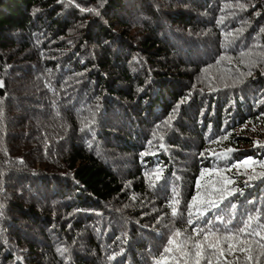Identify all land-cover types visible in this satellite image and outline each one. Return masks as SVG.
Here are the masks:
<instances>
[{"label":"trees","instance_id":"trees-1","mask_svg":"<svg viewBox=\"0 0 264 264\" xmlns=\"http://www.w3.org/2000/svg\"><path fill=\"white\" fill-rule=\"evenodd\" d=\"M262 30L264 0H0V264H154L225 178L229 227L264 215Z\"/></svg>","mask_w":264,"mask_h":264},{"label":"snow or ice","instance_id":"snow-or-ice-1","mask_svg":"<svg viewBox=\"0 0 264 264\" xmlns=\"http://www.w3.org/2000/svg\"><path fill=\"white\" fill-rule=\"evenodd\" d=\"M232 6L231 4L225 5L226 8ZM236 7L243 9L244 5L238 3ZM89 11L95 10L89 9ZM224 19V17H221L217 23L223 24ZM242 32L243 29H238L235 35L232 32L225 33V43L223 46L226 49L231 47ZM252 55L253 52L251 49L247 52L241 51L239 53L241 57L240 63H244L243 57L247 56L251 63L255 65L256 61L251 60ZM225 59L231 61L232 58L222 55L216 60V64H220L221 61ZM211 67L212 65H209L204 71L208 72ZM247 75H251V71H249ZM225 87H228V85H225ZM0 115H2V112H0ZM85 127H88V125H85ZM223 139H227V137H223ZM161 147H163V145H161ZM234 151L236 150L228 148L224 153L213 154L227 157L229 153ZM243 163L248 164L249 161L245 160ZM261 166L264 167V164ZM159 171L161 170H157V172ZM203 175L204 173L202 172L201 176ZM159 179L160 176L156 175L155 180ZM251 179L252 177H249V180ZM229 183L234 182L225 178L224 185L214 190V192L219 193L218 197H214L213 192L206 193L205 198L202 200H198V196L192 197V201L186 204L188 213L187 224L189 226H195L192 227L191 233H189L187 229L181 230L177 228L171 230L167 243L163 251L159 254V258L154 260V264H165L166 259H171L173 264H213V260H215V264H238L240 259V255L238 254L243 255L244 259L249 262V264H251L253 260H255L256 264H259L260 256H264V234H262L264 233V223H260L264 215H249L246 220L241 221L242 227H229L235 219L231 214V210L237 207L236 204L231 203L229 198L234 197L238 192L241 195L243 194L242 190L238 188L233 187L229 189L226 187ZM152 186H155V181H153ZM199 188L200 184L197 182V189ZM179 197V191L173 189V196L167 205L171 209L170 215L172 217L181 215L179 212ZM226 201L228 203H225ZM222 205L223 208L221 207ZM212 210H217L215 220L224 224L223 229L215 227L214 221L208 219V215ZM225 214L230 217L228 220H225ZM193 215L196 216V220L192 219ZM201 220L204 226L198 223V221ZM254 222L256 223L255 228H253ZM257 237L259 239H257ZM253 245H256L259 249V253L255 257L253 256V252L256 251V249H254ZM229 256L233 257V259L229 260L227 258Z\"/></svg>","mask_w":264,"mask_h":264},{"label":"rangeland","instance_id":"rangeland-1","mask_svg":"<svg viewBox=\"0 0 264 264\" xmlns=\"http://www.w3.org/2000/svg\"><path fill=\"white\" fill-rule=\"evenodd\" d=\"M221 156H217L215 160H218Z\"/></svg>","mask_w":264,"mask_h":264}]
</instances>
